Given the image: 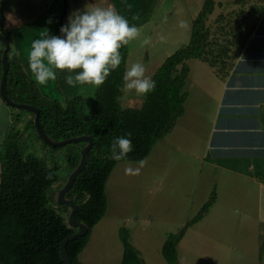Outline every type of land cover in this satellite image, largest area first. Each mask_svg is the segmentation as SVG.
<instances>
[{
	"label": "rangeland",
	"instance_id": "obj_1",
	"mask_svg": "<svg viewBox=\"0 0 264 264\" xmlns=\"http://www.w3.org/2000/svg\"><path fill=\"white\" fill-rule=\"evenodd\" d=\"M204 1L153 0L149 8L143 13H138L146 18L145 22L138 26L140 35L129 43V49L131 60L143 63L146 75H150L148 72L153 70L159 61L164 62L177 49L190 42L193 21L202 9ZM255 3L264 4V0H216L211 15L229 18V23H235L237 17L253 12L254 10H249L248 7L254 6ZM225 4L226 13H219ZM134 17L136 16L131 18ZM230 26L227 27L230 29L235 25ZM212 27H209L210 30ZM146 38L150 42L143 45L141 42ZM185 65L189 69L187 99L193 100L197 83L203 75L201 65H204V62L202 59L193 58L188 59ZM97 86L79 85L73 91L74 95L82 98L83 117H89L91 114ZM53 93L60 94V91L55 89ZM62 95L63 99L58 96L57 99L46 98L59 99L65 104L66 98L74 97L70 92ZM144 97L145 94H137V98L142 102ZM136 102L138 103L121 104L123 107H140L142 102ZM11 109L15 112L13 118L16 119L11 130L19 132L17 139L25 147V152L35 154L50 167H58L56 173L60 180L52 188V192L56 193L69 177L68 158L80 143L68 144L58 149L47 146L39 140L36 130L28 121L32 119L33 114L23 109ZM163 139L158 141L149 156L142 160V166L140 161L117 163L106 184L107 212L93 228L90 239L79 256L84 264H121L124 255L119 233L121 227L128 229L132 245L146 264H168L162 255V246L167 235L177 232L196 216L213 189L216 190L217 181L208 180L210 174L207 173L206 167L194 156L203 154L201 147L193 152L190 151L191 147L183 146L180 149L178 145L166 142V137ZM129 167L138 168L139 172H126ZM259 177L263 187L261 195L256 188L248 190V183L240 185L235 191L225 186L221 189L217 207L208 217L204 216L201 223L189 229L179 243V264H264V254L263 259L260 258L264 243V175ZM221 183L222 180L219 187ZM59 211L67 220L70 207H62Z\"/></svg>",
	"mask_w": 264,
	"mask_h": 264
},
{
	"label": "trees",
	"instance_id": "obj_2",
	"mask_svg": "<svg viewBox=\"0 0 264 264\" xmlns=\"http://www.w3.org/2000/svg\"><path fill=\"white\" fill-rule=\"evenodd\" d=\"M215 6L216 0L204 1L193 21L190 42L177 49L159 66L152 76L156 87L145 94L140 107H123L121 104L129 44L120 50L123 59L119 68L112 71L103 84L97 86L89 117L82 116L80 96L66 98L65 104L44 97L35 82L14 61L11 50L9 51V96L17 102L39 107L45 131L56 140L82 134L94 137L95 143L89 151L87 166L67 193V197L79 204L77 219L89 226L85 236L67 245L66 252L72 264H84L79 256L87 245L93 228L107 212L106 184L117 163L147 158L154 145L173 131L178 119L184 114L189 76L186 61L202 59L214 66L221 57V50L214 49L215 38L211 40V30L207 24ZM263 11L262 8L260 13ZM145 18L146 16L140 15L129 21L140 26ZM0 65L1 80L2 60ZM29 123L35 129L33 115ZM129 132L132 134L133 151L124 159L114 160L111 155L113 139ZM18 135V131L10 129L7 138L0 144V263L65 264L60 245L76 229L68 225L59 211L62 207H68L58 205L55 192H52L54 184L60 180L56 173L58 167H50L35 154H27L25 147L17 139ZM37 136L43 142L38 134ZM83 146L84 143L81 142L80 148L77 147L69 155L70 173L80 162ZM216 195L214 190L196 216L177 232L167 235L162 255L168 264H179L180 241L188 229L207 214L216 201ZM119 233L124 246L121 264H146L132 245L128 229L121 227ZM263 252L264 243L260 252L261 259Z\"/></svg>",
	"mask_w": 264,
	"mask_h": 264
},
{
	"label": "crops",
	"instance_id": "obj_3",
	"mask_svg": "<svg viewBox=\"0 0 264 264\" xmlns=\"http://www.w3.org/2000/svg\"><path fill=\"white\" fill-rule=\"evenodd\" d=\"M152 1L112 0V4L128 19H132V16L137 18L140 11L143 13L149 8ZM89 2L95 0H67L66 7L64 0H0V32H4L10 39L14 61L20 64L26 76L35 82L47 98L57 99L58 96L63 99L62 93L67 92L78 96L73 92L77 88L66 85L64 73H59L57 79L47 85H39L27 68L26 57L31 42L38 38L45 28L50 34L59 35L60 28L68 22L67 17L71 11L83 9ZM65 8L67 11L61 23L60 16ZM262 8L264 9L262 3L249 6L248 9L254 11L237 17L235 23H229V18L215 17V14L210 16L207 23L213 26L211 40L215 38L214 49L221 50L219 52L221 57L214 66L203 61L204 65H201L203 75L197 83L196 96L193 100L187 99L184 114L165 139L170 144L178 145L180 149L183 146L191 147L190 151L193 152L200 147L203 149V154L194 156L206 167L207 173L210 174L208 180L217 181L216 201L209 208L205 218L217 207L218 196L224 186L235 191L240 185L248 183L250 184L248 190L256 188L260 195L263 188L259 177L264 175V11L260 13ZM222 11L226 13V4L219 13ZM10 12L13 13L15 22L5 19L6 14ZM49 19L51 23H48ZM229 24L235 26L228 30ZM3 48L0 42V60ZM17 52L20 55H17ZM134 62L131 60L129 49L126 66L130 67ZM162 63V60L159 61L158 65L148 72L149 76L152 77ZM55 89H59L60 94L53 93ZM136 101L142 102L134 90L128 92L123 90L122 104L138 103ZM207 107L209 109H206ZM14 116L15 112L0 95V144L7 138L16 121Z\"/></svg>",
	"mask_w": 264,
	"mask_h": 264
},
{
	"label": "clouds",
	"instance_id": "obj_4",
	"mask_svg": "<svg viewBox=\"0 0 264 264\" xmlns=\"http://www.w3.org/2000/svg\"><path fill=\"white\" fill-rule=\"evenodd\" d=\"M5 19L14 21L13 13ZM67 23L60 28V34H50L46 30L31 42L26 57L27 68L39 85H47L64 73V81L70 88L79 85L103 84L110 73L122 62L121 49L140 35V28L116 9L112 0H95L86 3L83 9H73ZM49 19L48 23H51ZM144 39L143 45L149 44ZM17 55H20L17 52ZM123 90H134L137 94H147L156 87V81L146 75L143 63L137 61L126 66L123 75ZM131 132L115 137L112 141V158L124 159L133 151ZM143 161H140L141 166ZM128 173L139 169L126 168Z\"/></svg>",
	"mask_w": 264,
	"mask_h": 264
},
{
	"label": "water",
	"instance_id": "obj_5",
	"mask_svg": "<svg viewBox=\"0 0 264 264\" xmlns=\"http://www.w3.org/2000/svg\"><path fill=\"white\" fill-rule=\"evenodd\" d=\"M65 7L67 6V0H64ZM66 8L63 10L60 16V22L62 23L63 17L66 13ZM0 42L3 44V54L1 57L2 60V74L0 80V95L2 99L6 102L7 105L13 107L15 109H23L29 111L34 116V127L37 134L43 140L44 143L51 147L59 148L66 146L72 143H84L83 148L81 149V157L79 164L71 171L69 177L64 184L63 187L58 189L55 193V201L58 205L68 206L70 207V212L67 218V223L70 227L77 229L75 232L67 236L60 245V252L64 258L65 264H72L70 257L67 255L66 248L69 242L83 237L89 231V226L78 220L76 217V212L79 208V204H77L72 198L67 197V193L72 189L74 182L76 181L78 175L81 171L85 169L88 162V155L90 149L93 147L95 141L94 137L91 134H82L78 136L69 137L62 140H56L52 138L46 131L41 122V109L33 104L28 103H20L13 100L8 94V73L10 70V61H9V51L11 50V42L8 36L0 32ZM5 264V263H0Z\"/></svg>",
	"mask_w": 264,
	"mask_h": 264
},
{
	"label": "flooded vegetation",
	"instance_id": "obj_6",
	"mask_svg": "<svg viewBox=\"0 0 264 264\" xmlns=\"http://www.w3.org/2000/svg\"><path fill=\"white\" fill-rule=\"evenodd\" d=\"M77 230V229H76Z\"/></svg>",
	"mask_w": 264,
	"mask_h": 264
}]
</instances>
